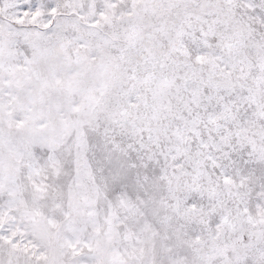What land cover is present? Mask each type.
<instances>
[{"label": "snow or ice", "instance_id": "6c2138e0", "mask_svg": "<svg viewBox=\"0 0 264 264\" xmlns=\"http://www.w3.org/2000/svg\"><path fill=\"white\" fill-rule=\"evenodd\" d=\"M0 264H264V0H0Z\"/></svg>", "mask_w": 264, "mask_h": 264}]
</instances>
